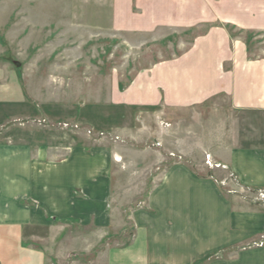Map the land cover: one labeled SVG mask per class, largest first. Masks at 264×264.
Instances as JSON below:
<instances>
[{
  "label": "crops",
  "instance_id": "1",
  "mask_svg": "<svg viewBox=\"0 0 264 264\" xmlns=\"http://www.w3.org/2000/svg\"><path fill=\"white\" fill-rule=\"evenodd\" d=\"M118 3L124 30L150 35L171 28L166 36L190 38L135 73L118 103L174 114L200 112L212 101L218 123L206 154L239 188L225 190L211 172L195 174L197 162L191 166L170 151L157 160L161 171L150 174L153 184L129 212L130 241L96 251L86 264H264V206L251 192L264 191V55L248 49L264 37V0ZM201 25L206 27L197 31ZM230 28L238 31L235 37ZM112 149L80 143L49 159L46 147L34 157L27 145L0 142V264H44L42 252L21 243L32 228L62 219L111 226ZM120 221L124 230L122 214Z\"/></svg>",
  "mask_w": 264,
  "mask_h": 264
},
{
  "label": "rangeland",
  "instance_id": "2",
  "mask_svg": "<svg viewBox=\"0 0 264 264\" xmlns=\"http://www.w3.org/2000/svg\"><path fill=\"white\" fill-rule=\"evenodd\" d=\"M119 4L118 0H0V142L27 145L34 157L46 147L49 159L80 143L113 148L111 226L104 229L62 219L28 230L21 243L42 252L44 264H86L96 251L129 242L133 233L129 212L153 184L150 174L161 171L157 160L164 161L170 151L191 166L197 162L192 168L195 174L211 172L225 190L239 188L227 170L213 165V158L211 164L205 163L218 123L212 101L201 113L192 109L174 114L165 108L139 110L118 103L119 91L131 86L135 73L143 74L153 61L170 54L166 50L172 44L178 48L190 39L166 36L171 28L152 30L150 35L124 30L118 27ZM246 38L253 39L250 34ZM251 43L255 48L248 49L253 54L264 55V37ZM22 159L19 154L18 164ZM251 192L254 203L256 195L264 201L258 191ZM121 214L127 222L124 230L119 227Z\"/></svg>",
  "mask_w": 264,
  "mask_h": 264
},
{
  "label": "built area",
  "instance_id": "3",
  "mask_svg": "<svg viewBox=\"0 0 264 264\" xmlns=\"http://www.w3.org/2000/svg\"><path fill=\"white\" fill-rule=\"evenodd\" d=\"M205 158H206V163L209 164L210 163V156L208 154H206ZM258 196H261L262 200H264V191H259L258 190ZM254 200H256L257 203L258 202H263L264 203V201H261L260 199H258L257 195L254 197Z\"/></svg>",
  "mask_w": 264,
  "mask_h": 264
},
{
  "label": "water",
  "instance_id": "4",
  "mask_svg": "<svg viewBox=\"0 0 264 264\" xmlns=\"http://www.w3.org/2000/svg\"><path fill=\"white\" fill-rule=\"evenodd\" d=\"M15 64L18 66V63L17 62Z\"/></svg>",
  "mask_w": 264,
  "mask_h": 264
}]
</instances>
